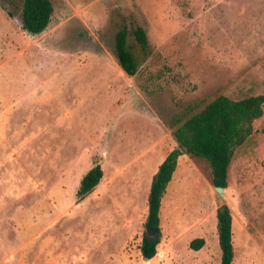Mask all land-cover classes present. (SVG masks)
Segmentation results:
<instances>
[{"label":"rangeland","instance_id":"obj_1","mask_svg":"<svg viewBox=\"0 0 264 264\" xmlns=\"http://www.w3.org/2000/svg\"><path fill=\"white\" fill-rule=\"evenodd\" d=\"M51 1L50 26L32 35L23 0H0V264H146L138 154L159 143L164 159L173 130L219 96L264 95V0ZM123 18L150 40L145 55L130 38L134 77L115 55ZM193 160L183 174L200 177L163 202L152 264H221L217 192L209 163ZM97 164L109 186L79 201ZM128 174L135 185L120 186ZM224 204L234 264H264V116L235 152ZM201 235L198 253L188 241Z\"/></svg>","mask_w":264,"mask_h":264},{"label":"trees","instance_id":"obj_2","mask_svg":"<svg viewBox=\"0 0 264 264\" xmlns=\"http://www.w3.org/2000/svg\"><path fill=\"white\" fill-rule=\"evenodd\" d=\"M53 14L54 5L51 0H23V30L32 35L42 34L50 26ZM123 19L116 34L115 55L123 71L134 77L139 72L141 61L129 43L130 38L134 37L145 55L150 52V40L143 26ZM263 116L264 95L249 96L241 100L219 96L173 130L177 147L160 165L148 195L145 229H156L157 232L152 237L146 231L143 234L140 253L146 262L154 259L159 252L162 240V201L180 158L189 155L208 162L213 186L229 188V171L235 152L253 135L255 122ZM103 178L104 170L100 164L90 169L81 181L77 194L79 201L90 195ZM233 222V214L228 205L218 209L217 231L222 250L221 264H234ZM205 245L204 238H196L190 243V249L200 251Z\"/></svg>","mask_w":264,"mask_h":264},{"label":"crops","instance_id":"obj_3","mask_svg":"<svg viewBox=\"0 0 264 264\" xmlns=\"http://www.w3.org/2000/svg\"><path fill=\"white\" fill-rule=\"evenodd\" d=\"M170 147L171 148L172 147L175 148V147H177V144L175 145V142H174V144L169 145V148ZM161 150L162 149L159 146V143H156V144L154 143L150 147L149 146L144 147L142 149V151L139 152V154H138L137 160H139V168L143 171V176L142 177L140 176L139 178H136V182H137L136 185L137 186H145L146 187V189L144 187V189H145L144 190V194H145L144 197H145V200L147 201V204H148V195H149V192H150V189H151V186H152L153 177L157 173L160 165L163 163V161L166 159V157L168 156V154L173 149L172 150H169L166 153V156H165L164 159H161L160 158V151ZM181 158L179 160L178 167H177V169H176V171H175V173L173 175L172 181L168 185L167 192H166V194L164 196V199L162 201V207H163V202L170 200L171 195H172L171 193H172V191L174 189V186H186V184L189 181L197 180L200 177L199 175H197L196 173H194V171L197 169V165H196V163L193 160L194 158L190 157L189 155H183ZM192 163L194 164L193 166H192ZM182 164H184V165L187 164L189 166V169L191 171L194 170L193 171V174H188V173H184L183 174V166H182ZM128 166H129V164L127 165V167ZM125 169L126 168H123L122 172L125 171ZM103 180L106 183V185L109 186V178H105V175H104ZM103 180H102V182H103ZM134 180L135 179H132L129 176V174L126 175V176H123V177L121 176V185L120 186H123L125 183H126V185L129 184L130 186H132V185L134 186L135 185L134 184ZM116 182H115V184H116ZM110 185L112 186L113 184H110ZM162 207H161V209H162ZM160 218H161V211H160ZM162 224H163V221L161 220V226H162ZM162 235H163V232H162ZM201 236H203V237H196V238H204V235H201ZM196 238H193V239H191V240L188 241V246L189 247H190V243L194 239H196ZM206 247H207V240H206V245L204 246V248L201 249L200 251H198V253L203 252L204 250H206L207 249ZM162 250L164 252L168 253L165 248H163Z\"/></svg>","mask_w":264,"mask_h":264},{"label":"water","instance_id":"obj_4","mask_svg":"<svg viewBox=\"0 0 264 264\" xmlns=\"http://www.w3.org/2000/svg\"><path fill=\"white\" fill-rule=\"evenodd\" d=\"M215 190L217 192L216 195V202L219 205L220 208H225L226 204H224V200L226 199V195H227V190L228 188H224V187H215ZM146 233L148 236H155L157 230L156 229H150V228H146L145 229Z\"/></svg>","mask_w":264,"mask_h":264},{"label":"bare ground","instance_id":"obj_5","mask_svg":"<svg viewBox=\"0 0 264 264\" xmlns=\"http://www.w3.org/2000/svg\"><path fill=\"white\" fill-rule=\"evenodd\" d=\"M139 193H140V192H139ZM143 194H144V193H143ZM143 194H142V195H143ZM139 196H140V195H139ZM142 204H143V203H142ZM141 206H142V205H141ZM141 215H144V211H142ZM142 217H144V216H142ZM140 219H141V217H140ZM162 255H163V254H161V255H159V256L162 257ZM146 264H152V263L149 261V262H146Z\"/></svg>","mask_w":264,"mask_h":264}]
</instances>
